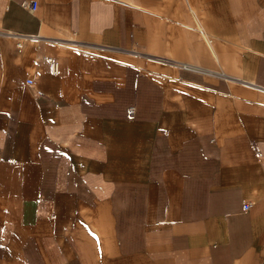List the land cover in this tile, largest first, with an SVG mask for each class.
<instances>
[{
  "label": "crops",
  "instance_id": "0c3cea01",
  "mask_svg": "<svg viewBox=\"0 0 264 264\" xmlns=\"http://www.w3.org/2000/svg\"><path fill=\"white\" fill-rule=\"evenodd\" d=\"M22 1L0 264H264V0Z\"/></svg>",
  "mask_w": 264,
  "mask_h": 264
},
{
  "label": "built area",
  "instance_id": "2783aa9c",
  "mask_svg": "<svg viewBox=\"0 0 264 264\" xmlns=\"http://www.w3.org/2000/svg\"><path fill=\"white\" fill-rule=\"evenodd\" d=\"M37 2L33 1V0H24L21 3V6L29 11V12H34L37 8ZM24 42V38H19L18 40V46H21ZM45 61L48 63L50 70L53 73H58L59 71V63L53 58V57H45ZM180 67L184 68V69H189V65L187 64H180ZM134 112V107L129 108V113L132 114ZM251 206L250 202H245L243 205L244 210L249 209V207Z\"/></svg>",
  "mask_w": 264,
  "mask_h": 264
}]
</instances>
